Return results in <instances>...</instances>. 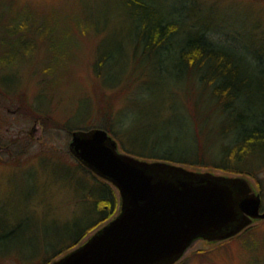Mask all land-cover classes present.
<instances>
[{"label":"rangeland","instance_id":"374dc122","mask_svg":"<svg viewBox=\"0 0 264 264\" xmlns=\"http://www.w3.org/2000/svg\"><path fill=\"white\" fill-rule=\"evenodd\" d=\"M2 1L0 13L3 9L8 17L9 7L12 8L10 15L18 16L19 19L28 15L30 27H37L45 36L42 41L36 34V50L27 53L20 50L22 56L17 62L7 64L6 69L0 66L2 222L10 223V219L18 221L28 215L37 219L38 215L44 214L48 209L45 202L57 203L53 210L58 215L56 226H63L66 221L77 220L84 215L83 210L78 208L80 204L77 193L71 197L67 188L58 193H55L57 188H35L32 186L34 181L28 179L29 174L35 172L42 184L44 173L41 161L44 157L54 156L74 163L76 156L69 146L73 135L67 127L102 128L106 120L103 111L109 109L112 118L117 111L126 108L137 113L133 116L135 118L141 116L139 111L144 107L149 108L154 119L161 111L167 116L178 112V115L191 118L196 112L198 116L195 115V118L199 117L201 120L198 122L208 124V131L220 120L217 118L218 107L210 103L212 97H209L208 90L203 91L196 81L190 80L183 84L181 81L176 82V78L167 76L159 79L156 76V80L162 81L158 89L165 90V97L154 99L150 104L141 100L144 96H149L141 85L146 81L148 85L152 83L150 74L157 67L166 66L167 62H160L154 54L152 61L148 63L149 59L145 58L142 47L137 46V23L126 0ZM157 1L175 15L185 4L180 10L191 25L206 24L199 21V15L209 14L207 30H210V35L232 46L246 49L244 53L249 55L250 64L264 66V0H199V3H194L193 0ZM191 6L194 9H190ZM6 21L5 16L0 22ZM2 28L1 26L0 53L4 49L1 45L2 38L5 35L7 37ZM107 53H111L110 58L106 60L103 57L104 60L100 59L103 62L101 64V54ZM98 62L100 65L97 66ZM48 65L53 66L55 74L41 71ZM100 71L103 74L101 78L97 75ZM163 91L159 93L164 95ZM168 104L176 109L169 108V111ZM53 118L58 121H53ZM185 125L183 123L179 130L186 132L188 125ZM176 126H179L178 120L174 123V127ZM181 140V144H187L190 138L185 135ZM225 142V139L211 135L206 142V147H210L207 154L212 155ZM119 151L123 153L120 149ZM254 159L247 162V166L253 164L252 175H237L204 167L193 170H211L217 175L243 177L256 192H260L264 204V156ZM178 165L191 169L189 166ZM116 193L118 195L117 190ZM250 227L253 236L249 234L251 232L244 236L253 239L249 243H254V248L243 243V236L235 235L233 239L213 242L202 238L192 242L182 258L173 264H264V220H255ZM54 232L51 239L55 242ZM34 236L40 241L45 234L38 230ZM18 246L25 252L28 251L23 244ZM41 247L40 243V253L45 252ZM18 254L0 253V264H26L20 261ZM27 264H40V261L34 260Z\"/></svg>","mask_w":264,"mask_h":264},{"label":"trees","instance_id":"16d2710c","mask_svg":"<svg viewBox=\"0 0 264 264\" xmlns=\"http://www.w3.org/2000/svg\"><path fill=\"white\" fill-rule=\"evenodd\" d=\"M193 1L199 3V0ZM2 2L4 3V0ZM126 3L137 23L135 26L137 46L142 47L145 58L149 59L148 63L152 61L154 54L160 62L164 60L167 62L166 66L157 67L156 71L150 74L152 83L148 85L146 81L141 85L149 94L141 100H146L150 104L154 99L165 97V90L158 89L162 81L156 80V76L159 79L167 76L176 78V82L181 81L183 84L190 80L196 81L203 91L208 90L209 97H212L210 103L218 107L217 118L220 120L208 131L209 125L198 122L201 119L195 118L196 112L191 118L187 115H178V112L167 116L161 111L154 119L148 111L149 108L144 107L139 111L141 116L134 118L137 113L123 108L110 118L112 114L107 109L103 111L106 120L102 128H105L113 138L116 137L120 143L119 149L123 153L144 161L177 166L181 164L191 167L192 170L204 167L208 170L221 169L237 175H252L253 164L247 166V162L264 156V66L258 63L250 64L249 55L244 53L246 49L232 46L210 35V30H207L209 14H198L199 21L206 23L204 24L206 26H196L191 25L181 11L185 4L175 15L157 0H126ZM191 8L194 9L192 6ZM8 10L10 17H7L3 9L0 13V21H3L5 16L7 20L5 23L0 22V27L2 26L7 34V37L4 34L5 37L2 38L1 45L4 49L0 53V66L4 69L7 68V64L19 60L22 56L20 50L26 53L36 50L35 40L38 37L42 41L45 39L37 27L34 29L30 27L28 15L19 19L18 16L10 15L12 8L8 7ZM110 55L111 53L101 54L100 63V59L104 57L108 60ZM162 55L165 56L160 58ZM52 67L48 65L41 71L55 74ZM97 75L100 78L103 76L101 71ZM160 91H163L164 95H161ZM169 108L176 109L172 104H168L167 109ZM176 120L179 121V126L174 127ZM53 121L58 120L53 118ZM181 121L188 125L186 132L179 130L183 126ZM67 128L71 133L90 129L83 126ZM185 135L190 141L181 144V137ZM211 135L219 136L226 141L224 144L221 143L219 150L213 151L212 155L207 154L210 147H206ZM41 166L45 181L40 184L35 172H31L28 179L34 181L32 186L57 188L55 193L67 188L71 197L77 193L80 204L78 208L83 210L84 215L77 220L66 221L63 226H56L58 215L54 214L53 210L57 203L45 202L44 205L46 204L48 209L44 214L38 215L37 219L28 215L18 221L10 219L13 223H9L2 222L0 218V253L3 255L19 253L18 258L26 264L34 260H39L40 264H52L58 256L68 253L90 233L114 217L118 210L119 198L111 182L94 173L77 156L74 163L54 156L44 157ZM0 214H3L1 208ZM250 228L246 227L243 233L236 236L245 237L243 243L254 248V243H249L253 239L244 236L252 231ZM38 230L45 234L40 241L34 236ZM52 232L56 238L55 242L51 239ZM249 234L253 236L252 232ZM40 243L45 252L40 253L38 250ZM21 244L24 248L26 246L28 251L25 252L18 246Z\"/></svg>","mask_w":264,"mask_h":264},{"label":"water","instance_id":"95a60500","mask_svg":"<svg viewBox=\"0 0 264 264\" xmlns=\"http://www.w3.org/2000/svg\"><path fill=\"white\" fill-rule=\"evenodd\" d=\"M72 135V153L118 191V210L52 264H173L197 239L232 238L264 220L263 198L243 177L135 158L105 128Z\"/></svg>","mask_w":264,"mask_h":264},{"label":"flooded vegetation","instance_id":"af4514ba","mask_svg":"<svg viewBox=\"0 0 264 264\" xmlns=\"http://www.w3.org/2000/svg\"><path fill=\"white\" fill-rule=\"evenodd\" d=\"M261 209H262V212H263L264 211V204H262Z\"/></svg>","mask_w":264,"mask_h":264}]
</instances>
